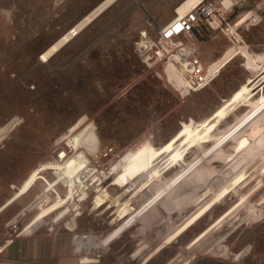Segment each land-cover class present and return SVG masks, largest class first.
Masks as SVG:
<instances>
[{"label":"rangeland","instance_id":"374dc122","mask_svg":"<svg viewBox=\"0 0 264 264\" xmlns=\"http://www.w3.org/2000/svg\"><path fill=\"white\" fill-rule=\"evenodd\" d=\"M99 1L0 0V249L32 237L67 264H264V0L212 19L200 90L138 50L158 32L137 16L111 26L131 0L40 61ZM60 231L109 250L82 263Z\"/></svg>","mask_w":264,"mask_h":264},{"label":"built area","instance_id":"2783aa9c","mask_svg":"<svg viewBox=\"0 0 264 264\" xmlns=\"http://www.w3.org/2000/svg\"><path fill=\"white\" fill-rule=\"evenodd\" d=\"M249 1L200 0L184 16L167 24L155 36L142 38L138 42V50L143 55L152 51L165 58L170 57L188 87L203 89L212 80V72L198 55L199 42L207 38L213 18L232 12Z\"/></svg>","mask_w":264,"mask_h":264},{"label":"crops","instance_id":"0c3cea01","mask_svg":"<svg viewBox=\"0 0 264 264\" xmlns=\"http://www.w3.org/2000/svg\"><path fill=\"white\" fill-rule=\"evenodd\" d=\"M102 1L103 0L99 1L97 4H100ZM119 1L122 0H116L112 5ZM183 1L184 0H131L129 4L125 6L124 10L113 19L111 26L122 25L125 21L131 20L133 16H137L139 22L142 24L139 29L158 32L176 17V9ZM97 4L93 8H95ZM54 236L56 241L61 242H66V240L73 238L75 240L74 252L76 254H83L89 251L92 252V250H109L105 236H101L99 233L94 232V234L87 235L82 234L80 231H60L54 232ZM30 238L32 237H27L26 240L18 244L20 249L17 253L14 247L11 246L2 250L0 249V264H67V262L63 260L60 262L45 260V258L48 259V256L57 257V253L44 250L43 247L37 246V242L30 240ZM42 256L45 258H42ZM92 261H95L94 257L84 254L81 257L82 263H90ZM68 264L75 263H71L70 261Z\"/></svg>","mask_w":264,"mask_h":264},{"label":"bare ground","instance_id":"6f19581e","mask_svg":"<svg viewBox=\"0 0 264 264\" xmlns=\"http://www.w3.org/2000/svg\"><path fill=\"white\" fill-rule=\"evenodd\" d=\"M200 0H184L176 9V17L171 21L173 22L178 17L184 16L193 6ZM116 2V0H103L97 4L90 12L80 18L74 25H72L65 33L56 39L49 47L42 52L40 61H48L55 53H57L63 46L71 42L77 35H79L87 26L94 22L101 14H103L109 6ZM169 22V23H171ZM168 23V24H169Z\"/></svg>","mask_w":264,"mask_h":264},{"label":"water","instance_id":"95a60500","mask_svg":"<svg viewBox=\"0 0 264 264\" xmlns=\"http://www.w3.org/2000/svg\"><path fill=\"white\" fill-rule=\"evenodd\" d=\"M111 5H112V4H109V6H108L107 8H109ZM107 8H106V9H107Z\"/></svg>","mask_w":264,"mask_h":264}]
</instances>
